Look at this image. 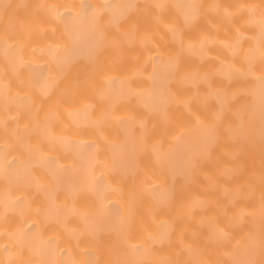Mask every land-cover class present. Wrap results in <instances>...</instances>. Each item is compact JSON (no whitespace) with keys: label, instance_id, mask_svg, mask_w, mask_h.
Masks as SVG:
<instances>
[{"label":"bare ground","instance_id":"obj_1","mask_svg":"<svg viewBox=\"0 0 264 264\" xmlns=\"http://www.w3.org/2000/svg\"><path fill=\"white\" fill-rule=\"evenodd\" d=\"M0 264H264V0H0Z\"/></svg>","mask_w":264,"mask_h":264}]
</instances>
